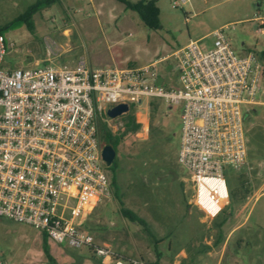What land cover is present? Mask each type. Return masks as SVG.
Listing matches in <instances>:
<instances>
[{"label": "rangeland", "instance_id": "obj_1", "mask_svg": "<svg viewBox=\"0 0 264 264\" xmlns=\"http://www.w3.org/2000/svg\"><path fill=\"white\" fill-rule=\"evenodd\" d=\"M35 1L0 0V27L11 24L3 33L5 67H29L36 59L73 67L82 59L94 68L113 66L109 60L118 67L153 63L167 84H177L172 52L195 39L209 48L217 28L237 54L253 51L264 66V24L255 18L264 16V0H185L177 6L156 0L158 29L117 0H60L31 16L30 31L14 19ZM256 100L242 106L248 150L244 166L227 172L233 198L214 217L193 204L192 183L177 161L181 105L168 109L149 98L142 112L131 110L141 128L123 137L111 168L106 165L112 193L87 214V231L147 264H264V93ZM106 121L112 131L122 123ZM120 202L146 220L152 236L121 214ZM0 256L13 264H103L85 245L53 243L31 225L4 219Z\"/></svg>", "mask_w": 264, "mask_h": 264}, {"label": "built area", "instance_id": "obj_2", "mask_svg": "<svg viewBox=\"0 0 264 264\" xmlns=\"http://www.w3.org/2000/svg\"><path fill=\"white\" fill-rule=\"evenodd\" d=\"M212 37L209 48L195 39L172 52L177 84H167L153 63L5 67L0 33V219L31 225L53 243L85 245L104 264H147L97 240L85 219L112 193L97 114L118 103L142 112L149 98L168 109L181 105L177 161L192 183L193 204L218 216L229 200L228 170L245 163L242 106L259 103L264 66L253 51L237 54L221 28ZM0 264L13 263L0 256Z\"/></svg>", "mask_w": 264, "mask_h": 264}, {"label": "trees", "instance_id": "obj_3", "mask_svg": "<svg viewBox=\"0 0 264 264\" xmlns=\"http://www.w3.org/2000/svg\"><path fill=\"white\" fill-rule=\"evenodd\" d=\"M59 2L60 0H36L33 4L28 6V8L21 14L17 15L14 19V21H19V23L25 24V26L30 30L33 31L34 24L32 21L31 16L33 14L45 7L50 6L54 2ZM118 2H121L125 5L126 8H129L132 11H135L143 21L145 25L148 26L150 29H158L160 26L159 23V10L155 3L156 0H137L134 3H131L128 0H117ZM11 24L5 25L2 28L0 27V33L3 34L4 30L9 28ZM261 56L264 57V54L261 53ZM245 116V114H244ZM108 117L104 113H100L99 116L96 117L97 122V133H98V139L101 146L108 144L110 145L115 151L117 150V147L119 146L120 142L122 141L123 137L127 134H135L140 128H141V122H139L131 110L125 111L124 113L117 116L121 120V126L116 131H112L106 121ZM112 165V164H111ZM108 168H111V166H107ZM228 178V177H227ZM229 190V197L233 198V191L231 188H228ZM120 212L121 214L128 219V221L136 223L142 227L143 230H145L147 233H149L152 236L151 231L149 230L146 220L134 212L133 210L126 208L121 202H120ZM222 223L217 224L218 230L221 229ZM47 235L43 234L44 238ZM157 242L158 240L155 239ZM159 254V252H158ZM149 264H157L156 261L149 263Z\"/></svg>", "mask_w": 264, "mask_h": 264}, {"label": "water", "instance_id": "obj_4", "mask_svg": "<svg viewBox=\"0 0 264 264\" xmlns=\"http://www.w3.org/2000/svg\"><path fill=\"white\" fill-rule=\"evenodd\" d=\"M129 110L127 103H118L111 108L105 110L106 116L109 119H114L125 111ZM101 156L106 165L109 166L113 163L115 158V150L108 144L101 146Z\"/></svg>", "mask_w": 264, "mask_h": 264}, {"label": "crops", "instance_id": "obj_5", "mask_svg": "<svg viewBox=\"0 0 264 264\" xmlns=\"http://www.w3.org/2000/svg\"><path fill=\"white\" fill-rule=\"evenodd\" d=\"M255 18H258V19L260 20V21H259L260 24H261V23L264 24V16L260 17V16L257 15ZM262 26L264 27V25H262ZM263 30H264V28H263ZM43 59H47V60H48L49 58H41V60H43ZM79 61H80V60H78V62H79ZM78 62H77V63H78ZM109 62L112 63L113 66H117V61H115V60H109ZM35 63L38 64V60H37V59L35 60ZM117 67H118V66H117ZM94 258H95V257H94ZM95 259H96V258H95ZM103 264H104V263H103Z\"/></svg>", "mask_w": 264, "mask_h": 264}]
</instances>
